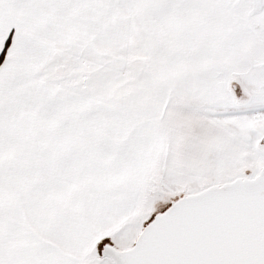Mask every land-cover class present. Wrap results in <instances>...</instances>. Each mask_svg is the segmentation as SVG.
I'll return each instance as SVG.
<instances>
[{
    "label": "snow or ice",
    "instance_id": "snow-or-ice-1",
    "mask_svg": "<svg viewBox=\"0 0 264 264\" xmlns=\"http://www.w3.org/2000/svg\"><path fill=\"white\" fill-rule=\"evenodd\" d=\"M0 264H264V0H0Z\"/></svg>",
    "mask_w": 264,
    "mask_h": 264
}]
</instances>
